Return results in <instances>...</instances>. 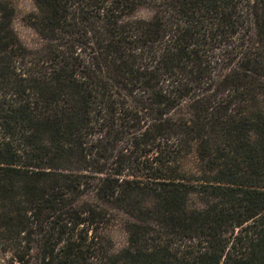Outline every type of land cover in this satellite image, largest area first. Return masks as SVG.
<instances>
[{"label":"trees","instance_id":"16d2710c","mask_svg":"<svg viewBox=\"0 0 264 264\" xmlns=\"http://www.w3.org/2000/svg\"><path fill=\"white\" fill-rule=\"evenodd\" d=\"M34 1L30 50L0 0V264H264V0Z\"/></svg>","mask_w":264,"mask_h":264},{"label":"rangeland","instance_id":"374dc122","mask_svg":"<svg viewBox=\"0 0 264 264\" xmlns=\"http://www.w3.org/2000/svg\"><path fill=\"white\" fill-rule=\"evenodd\" d=\"M14 11L13 28L19 37L21 43L30 50L40 49L42 46V40L40 36L30 25V16L36 12V5L34 0H6ZM138 18H149L150 13L148 11H141ZM189 167H193L189 164ZM116 248L120 249L124 246L126 236L124 231L119 228L114 235Z\"/></svg>","mask_w":264,"mask_h":264}]
</instances>
